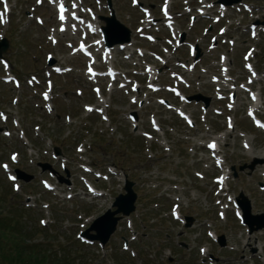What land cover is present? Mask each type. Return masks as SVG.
I'll return each mask as SVG.
<instances>
[{"label": "rangeland", "instance_id": "1", "mask_svg": "<svg viewBox=\"0 0 264 264\" xmlns=\"http://www.w3.org/2000/svg\"><path fill=\"white\" fill-rule=\"evenodd\" d=\"M7 1L9 22L0 24V35L10 42L4 54L9 65L5 67L0 61V114L6 117L3 121L0 115V197L4 199L0 208L20 214L29 230L38 225L47 229L45 239L59 247V243L78 238L119 194L125 193L126 174L136 184V212L120 221L104 248L85 246L80 254L84 259L78 258L74 264H264V230L248 234L232 209L243 195L252 214L264 213V158L258 156H264V133L246 116L252 104L248 94L238 93L240 102L230 111L227 102L216 100L211 82L220 69V54L228 56L233 80L246 83L251 78L244 60L256 41L240 22L249 25L255 20L264 21V0H243L251 13L228 8L230 20L220 25L198 17L193 28L188 20L196 15L194 7H199V0H172L171 11L177 16L185 42L200 49L198 58L189 56L187 45L165 53V39L171 38L167 31L156 33L157 28H152L159 40L149 43L145 35L154 34L137 31L138 26L146 27L139 9L130 0H111L117 20L130 30L133 40L124 52L113 53V65L120 78L111 87L103 79H89L85 73L87 60L70 55L79 34L72 30L58 33L60 23L54 6L47 1L39 5L40 0ZM82 1L93 7L98 17L110 15L108 0ZM138 1L162 19L159 7L163 0ZM210 1L214 6L209 12L217 15V0ZM185 2L190 13H185ZM230 24L226 35L219 37L218 28ZM99 25L105 23L99 20ZM211 37L217 38L214 44ZM224 38L228 39L226 44ZM52 40H57V44L53 45ZM230 41L234 42L233 47ZM213 46L216 49L210 51ZM138 51L144 57H139ZM47 54H52L54 63L46 61ZM151 54L160 55L167 64L162 66ZM178 62L195 65L188 73L191 87L183 86V91L187 97L201 94L208 98L207 109L203 102L180 103L165 90L153 93L148 89L146 66H155L160 85L169 86L173 84L170 74L183 70ZM251 63L261 73V80L250 89L262 94L258 115L264 119V28ZM56 65L68 73L54 75L51 66ZM102 65L98 67L103 68ZM9 74L15 75L20 88L16 87L17 81L3 82ZM46 81L53 84L47 103L41 98L42 91L48 92ZM120 83L127 86L120 89ZM134 86H138L137 92L132 91ZM96 87L100 88L97 93ZM160 99L170 100L176 108L187 104L184 110L194 126H187ZM86 105L100 109L102 114L87 112ZM228 118L235 119L230 125L233 127L227 126ZM210 140L218 141L225 158L223 170L230 172L228 186L223 185L222 191L213 182V177L224 172L207 152L205 145ZM55 147L62 152L58 158L53 153ZM11 153L18 154L16 164L10 161ZM40 163L52 166V170L43 169ZM2 165L34 178L28 183L22 179L13 182V190L10 174ZM245 165H254V170L240 171ZM84 167L107 176V181L86 173ZM85 178L99 196L87 194L81 181ZM43 181L51 182L56 189L46 191ZM244 198L239 199L245 204ZM227 204L230 209L224 211ZM174 205L179 206L181 221L173 219ZM187 217L194 219L191 228L184 225ZM208 231L217 240L210 239ZM221 236L225 247L220 246ZM43 239L37 233L33 238L37 243ZM125 243L129 246L126 252Z\"/></svg>", "mask_w": 264, "mask_h": 264}, {"label": "trees", "instance_id": "2", "mask_svg": "<svg viewBox=\"0 0 264 264\" xmlns=\"http://www.w3.org/2000/svg\"><path fill=\"white\" fill-rule=\"evenodd\" d=\"M2 202L4 199L0 197ZM28 228L20 214L0 208V264H74L78 258L84 259L80 254L84 252L85 245L79 240L73 238L57 247L53 246V241L45 239L47 229L40 225L34 230ZM35 233L42 234L44 239L35 242Z\"/></svg>", "mask_w": 264, "mask_h": 264}, {"label": "water", "instance_id": "3", "mask_svg": "<svg viewBox=\"0 0 264 264\" xmlns=\"http://www.w3.org/2000/svg\"><path fill=\"white\" fill-rule=\"evenodd\" d=\"M240 0H235V2H239ZM221 3L224 4H232L231 0H221ZM107 23V26L104 28L105 38L107 44L109 46H113L119 43H127L130 41V31L127 30L122 24H120L115 15L111 18H104ZM8 48V42L3 40L0 43V57H2L3 53L6 52ZM208 102V101H207ZM57 154H60L59 150H56ZM44 169L49 168L50 166L44 165ZM247 166L241 168L244 170ZM250 170L254 169V165L248 167ZM19 178L23 179L25 182H30L33 177L30 175H26L25 173L18 171ZM134 183L128 179V176H125V192L126 194H120L112 205V208L115 210L108 209L105 214L96 219L91 227L83 233L82 236L87 238L90 241H98L102 245H106L110 240L111 236L115 233L117 229V225L120 220L124 217L130 216L136 210V200L137 194L134 192ZM242 198L243 195L241 196ZM245 204L240 201V204L244 211V219L245 222L251 228V232L258 231L264 228V214L260 216H252L250 203L244 198ZM188 225L190 227L193 223L192 218H188ZM255 226V227H254ZM95 234H92V233ZM221 243L224 245V238H221Z\"/></svg>", "mask_w": 264, "mask_h": 264}, {"label": "snow or ice", "instance_id": "4", "mask_svg": "<svg viewBox=\"0 0 264 264\" xmlns=\"http://www.w3.org/2000/svg\"><path fill=\"white\" fill-rule=\"evenodd\" d=\"M60 11H61V16H60V19L63 21L64 19H65V17H64V15H63V13L66 11V9L64 8V6H63V4H61V6H60ZM165 14H167V12H165ZM3 22V16L2 15H0V23H2ZM62 31H63V29H61ZM89 111H91V109H88ZM262 127H264V125H262ZM210 147H215V145L213 144V145H211ZM246 147H247V145H246Z\"/></svg>", "mask_w": 264, "mask_h": 264}, {"label": "bare ground", "instance_id": "5", "mask_svg": "<svg viewBox=\"0 0 264 264\" xmlns=\"http://www.w3.org/2000/svg\"><path fill=\"white\" fill-rule=\"evenodd\" d=\"M257 98H258V96H257ZM260 158H264V156H260V155H258ZM228 180V179H227ZM227 180H225V182L227 181ZM240 214V213H239ZM257 249H261V247H258Z\"/></svg>", "mask_w": 264, "mask_h": 264}]
</instances>
